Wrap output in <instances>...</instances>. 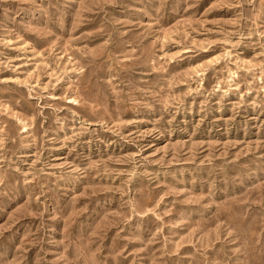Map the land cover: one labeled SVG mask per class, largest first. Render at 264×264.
I'll return each mask as SVG.
<instances>
[{"label": "rangeland", "instance_id": "1", "mask_svg": "<svg viewBox=\"0 0 264 264\" xmlns=\"http://www.w3.org/2000/svg\"><path fill=\"white\" fill-rule=\"evenodd\" d=\"M0 264H264V0H0Z\"/></svg>", "mask_w": 264, "mask_h": 264}]
</instances>
